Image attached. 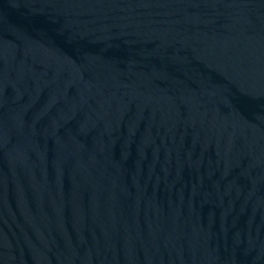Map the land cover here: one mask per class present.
<instances>
[{"label": "water", "instance_id": "obj_1", "mask_svg": "<svg viewBox=\"0 0 264 264\" xmlns=\"http://www.w3.org/2000/svg\"><path fill=\"white\" fill-rule=\"evenodd\" d=\"M0 264H264V0H0Z\"/></svg>", "mask_w": 264, "mask_h": 264}]
</instances>
